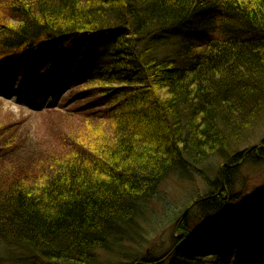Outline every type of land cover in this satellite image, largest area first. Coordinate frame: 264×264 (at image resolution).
<instances>
[{
	"label": "trees",
	"instance_id": "trees-1",
	"mask_svg": "<svg viewBox=\"0 0 264 264\" xmlns=\"http://www.w3.org/2000/svg\"><path fill=\"white\" fill-rule=\"evenodd\" d=\"M69 64L88 85L78 101L101 104L79 136L20 133L0 102L10 259L264 264V186L237 188L264 162V0H0V77L32 84ZM209 160V189L166 221L164 252L148 248L162 183Z\"/></svg>",
	"mask_w": 264,
	"mask_h": 264
},
{
	"label": "rangeland",
	"instance_id": "rangeland-1",
	"mask_svg": "<svg viewBox=\"0 0 264 264\" xmlns=\"http://www.w3.org/2000/svg\"><path fill=\"white\" fill-rule=\"evenodd\" d=\"M66 68V71L59 70L56 75L51 73L49 79L41 77L32 84L21 78L12 81L9 77H0V102L4 112L12 111L14 119L19 120L14 130L20 133L34 131L36 135L56 129L66 130L73 136H79L83 132L87 124L84 118L90 119V109L94 106L101 107V104L85 105L87 94L78 101L77 95L82 94L88 85L83 86L72 65L69 64ZM92 92L94 91L90 90V93ZM81 104H84V107L77 108ZM47 107L54 109L46 114L44 110ZM37 148L36 139L32 136L30 155L28 156L29 151L26 154L19 153L25 168L33 166H29L27 162L35 157ZM203 165L198 166L200 171L193 170L185 176L173 174L162 183L151 204L155 215L150 221L152 229L149 230L153 236L147 245L148 248L164 252L168 247L173 225L178 219L175 217L181 214L193 199L205 194L209 189L207 177L214 178L219 164L209 160ZM237 183L238 190L247 195L264 186V162L244 165ZM171 220L173 225L166 223ZM0 264L23 263L11 260L0 246ZM112 264L117 262L113 261Z\"/></svg>",
	"mask_w": 264,
	"mask_h": 264
}]
</instances>
